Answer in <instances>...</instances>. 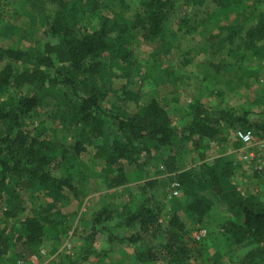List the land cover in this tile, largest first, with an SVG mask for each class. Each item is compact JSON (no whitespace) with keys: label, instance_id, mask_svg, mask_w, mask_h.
I'll list each match as a JSON object with an SVG mask.
<instances>
[{"label":"trees","instance_id":"16d2710c","mask_svg":"<svg viewBox=\"0 0 264 264\" xmlns=\"http://www.w3.org/2000/svg\"><path fill=\"white\" fill-rule=\"evenodd\" d=\"M21 1L10 6L0 0V37L15 38L20 44H0V204L6 202L8 206L18 198L15 188L21 180L26 181L30 192H42L53 201L34 214H25L16 232L4 233L0 228V264H29L27 258L39 255L48 236L56 243L66 236L70 226L63 218L67 214L57 205L62 207L77 199L79 182L88 179V166L81 160L88 144L94 146L93 161L105 165L104 188L125 184L142 173L143 164L157 161L165 170L178 171L174 179L178 194L171 196L170 186L161 199L150 197V203L146 195L158 181L148 177L135 187L142 198L116 203L110 200L114 194L102 195L91 216L79 217L81 248L50 264H85L103 234L110 242L129 245L137 242L140 231L151 229L163 242L154 248L139 244L131 264H188L189 248L183 242L186 225L174 208L187 212L192 223H201L217 205L203 194L207 187L197 180H204L225 203L224 211L230 216L223 220L227 234L223 241L235 238L241 249L232 264H264V200L256 194L241 193L232 181L234 168L223 161H202L197 174L182 163L192 136L219 138L225 124H241L244 130L255 133L259 130V138H264V110L261 118L250 121V109L206 106L201 102L204 93L220 95L221 91H212L204 84L186 92L193 101L187 105L189 111L181 129L174 125V110L155 94L140 110H125L135 94L128 87L130 75L139 66L133 47H148L144 55L148 58L147 77L157 73L168 76L161 65L177 45L171 39L172 30H180L184 36L197 27L186 10L200 0ZM213 1L216 13L230 18L228 24L245 22L247 0ZM250 1L256 7L264 6V0ZM251 14L254 23L247 28L242 45L256 50V43L264 41V10L253 9ZM21 15L26 16L24 24H16L14 18ZM82 19L85 26L78 27ZM188 60L185 57L183 64ZM225 65L227 70L241 67L236 61ZM118 76L123 84L116 91L113 80ZM182 78H174L177 85ZM44 105L51 107L44 113L46 118L60 124L53 139L44 136L48 130L44 122H34ZM70 130L76 139L67 142ZM224 180L230 182L226 187ZM167 194L174 200L173 210L159 222L164 206L161 200ZM7 206L0 217L3 221L23 211L17 203ZM241 217L242 222H237Z\"/></svg>","mask_w":264,"mask_h":264},{"label":"rangeland","instance_id":"374dc122","mask_svg":"<svg viewBox=\"0 0 264 264\" xmlns=\"http://www.w3.org/2000/svg\"><path fill=\"white\" fill-rule=\"evenodd\" d=\"M134 2L136 0H130ZM17 3V4H16ZM22 4L21 0L14 2L13 0H5L4 4L17 6ZM249 10L246 12L244 23L228 24L224 15L217 12L216 3L213 0H200L196 5H189L186 13L190 21H195L197 27L184 36L180 30L175 28L172 30L171 39L176 42V46L171 49L170 53L163 61L161 68H165L163 72L168 76L157 73L150 75L146 72L148 58L144 56L148 47L141 45L133 47V56L136 60L138 69L132 70L128 87L135 92L125 107L129 113L140 110L150 95L155 94L157 98L166 106L174 110V125L181 129L187 119L184 115L189 111L188 104L193 99L186 94L190 89L200 84L208 86L210 90L221 91L220 95L204 93L201 102L206 106H217L219 109H229L235 107L241 110H251L247 118H261L264 110V41L256 43V50L244 47L242 40L246 37L247 28L253 24V15L251 10H264V6H257L252 1L247 0ZM15 9V7H13ZM251 8V9H250ZM16 24L23 25L26 16L14 18ZM85 20L82 19L78 23V27L85 26ZM232 35V43H228V37ZM244 41V40H243ZM0 44L9 47H18L20 44L11 37H0ZM230 49V50H228ZM263 55V56H262ZM189 58L187 64H183V59ZM210 61L211 64H208ZM241 65L240 68L233 67L227 70L224 64L229 65L234 62ZM225 65V66H226ZM182 76V83L178 85L175 82L176 76ZM211 81L212 76H216ZM118 76L113 80V89L118 91L123 84V79ZM184 85V86H183ZM143 93H136L137 91ZM259 96L262 98L259 99ZM175 100V101H174ZM51 107L44 105L39 108V115L34 122L42 121L47 126L46 138L53 139L54 130L60 128L57 120L51 123L44 113ZM51 112V110L49 111ZM256 113V114H253ZM51 126V127H50ZM244 126L238 124L230 126L225 124L222 128L219 138L213 140L198 139L192 136V140L186 143V152L183 157V165L186 169H192L194 173L198 170V165L202 161H223L230 168H234L232 181L237 184L241 193L256 194L260 200H264V147L259 143L264 138H259L261 132L251 131L255 143L252 145H242L236 139V130H244ZM61 136V135H60ZM56 136V137H60ZM76 139L74 132L70 130L66 141ZM88 152L83 153L82 161L88 166L89 176L87 180L79 182V194L77 199L65 202V206L57 205L66 213V217L70 229L66 236L58 243L54 242L50 236L42 243L39 255H30L27 260L29 264H50L51 261L64 258L66 254H72L81 248V227L79 226V217H89L93 213L95 204L104 194H114L110 200L118 202L130 200V197L142 198L135 187L143 183L148 177L157 178V185L153 191H150L146 198L157 200L161 199L163 193L170 188L171 183L175 181L176 170H165L157 161L143 164L141 174H136L125 184L113 189L103 187V181L107 176L104 163L92 159L91 154L94 151L92 144L87 145ZM167 152H165L166 154ZM252 158L248 159L250 155ZM203 155V158H202ZM145 160V157H143ZM197 174V173H196ZM198 178V177H197ZM9 180L7 179V182ZM202 187L206 188L204 195L217 205L212 208L208 215L204 217L201 223H192L189 214L180 208H174L179 213L181 219L185 222L187 232L184 234L183 242L189 248L186 257L188 264H232L241 255L240 246H237L236 239L231 238L225 241L227 237L224 232L223 220L228 219L230 215L224 211V201L216 197L214 191L205 183ZM230 183L224 180L225 187ZM10 183L9 185H11ZM18 198L7 203L0 204V217L4 207L18 204L22 212H19L13 218L3 221L0 218L1 231L7 233L9 231L16 232L19 228L20 221L25 214L30 215L41 210V208L53 201V197L44 196L42 192H30L27 183L21 180L15 188ZM170 194V193H169ZM163 196V211L159 218V222L163 220L169 212L173 210L174 200L170 195ZM4 195V196H3ZM2 197H6L3 193ZM2 198L0 197V200ZM5 201H7L5 199ZM38 208V206H40ZM19 207V208H20ZM37 210V211H36ZM42 212V211H41ZM242 217L237 222H242ZM120 230V234H121ZM123 234V233H122ZM163 242L160 234L153 235V230L144 233L140 231V236L134 244L124 245L108 241L107 234H103L95 244L96 251L90 256L89 262L85 264H131L136 257L134 250L139 244L147 245L154 248Z\"/></svg>","mask_w":264,"mask_h":264},{"label":"built area","instance_id":"2783aa9c","mask_svg":"<svg viewBox=\"0 0 264 264\" xmlns=\"http://www.w3.org/2000/svg\"><path fill=\"white\" fill-rule=\"evenodd\" d=\"M235 136H236L237 141L239 143H241L242 145H252L255 143V139H254L251 131H249V130H236ZM259 143L261 144V146L264 147V140H261ZM252 157H253V155H250V157L248 159H250ZM178 186L179 185L176 181H173L171 183V192H170L171 196L178 194Z\"/></svg>","mask_w":264,"mask_h":264}]
</instances>
